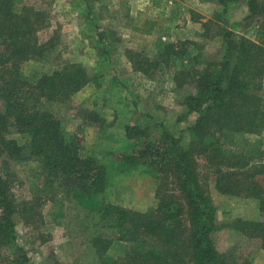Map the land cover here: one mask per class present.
<instances>
[{
    "label": "trees",
    "instance_id": "1",
    "mask_svg": "<svg viewBox=\"0 0 264 264\" xmlns=\"http://www.w3.org/2000/svg\"><path fill=\"white\" fill-rule=\"evenodd\" d=\"M215 1L226 9L236 0ZM152 2L161 7V0ZM246 2L249 14L244 22L258 23L257 39L240 36L223 19L219 35L224 52L219 62L191 54L200 48L191 40L166 44L158 57L126 51L137 73L150 76L162 67L174 69L176 88L192 90L183 103L186 116L196 117L186 129L187 145L172 131L164 130L152 140L145 129L126 127L133 148L117 156L115 175L145 174L159 180L156 206L140 212L98 201L111 186L109 168L87 154L82 138L67 135L62 121L45 109V103H69L85 88L91 82L86 68L64 64L30 81L23 64L47 59L57 50L59 38L54 34L40 40L39 33L51 25L45 11L25 0H0V264H32L26 249L17 246V224L30 222L35 211L16 200L9 172L10 163L26 158L38 161L45 174L62 180L76 197H85L81 203L90 205L113 229L112 235L100 233L93 240L96 254L108 264H251L218 250L214 234L226 226L217 224L210 191L212 178L221 195L258 200L263 219L237 218L227 226L261 240L264 249V0ZM211 25L210 20L202 24L205 38ZM107 38L104 30L98 41L105 57L110 56L103 51ZM186 62L184 68L177 67ZM89 116L100 121L94 112ZM13 133L27 135L28 145H19ZM115 242L128 244L119 260L107 256ZM7 246L17 247L16 253L2 254Z\"/></svg>",
    "mask_w": 264,
    "mask_h": 264
},
{
    "label": "rangeland",
    "instance_id": "2",
    "mask_svg": "<svg viewBox=\"0 0 264 264\" xmlns=\"http://www.w3.org/2000/svg\"><path fill=\"white\" fill-rule=\"evenodd\" d=\"M25 3L48 14L51 25L39 33L40 40L47 41L55 34L59 45L47 59L24 63V75L36 82L64 64H79L86 68L91 79L69 103H45V109L62 121L67 135L82 138L87 154L109 168L112 183L98 201L140 212L154 208L157 178L145 174L115 175L117 156L133 148V142L126 138V127H141L152 140L158 139L164 130L172 131L182 136L187 145L190 138L186 129L196 117L186 116L183 103L192 90L176 88L174 69L162 67L150 76L135 72L126 51L132 49L158 57L166 44L191 40L200 44L191 54L219 62L224 52L219 35L223 19L240 36L257 39L258 23L244 22L249 14L246 0H236L226 9L215 0H161L160 8L153 7L152 0H25ZM208 20L212 25L209 38H205L202 24ZM104 30L108 38L103 51L110 52L109 57L103 56L98 47L99 35ZM185 65L187 62L177 67ZM262 83L264 95V78ZM90 112L99 115L100 121L89 116ZM12 138L21 146L29 143L27 135L13 133ZM261 140L264 150V133ZM199 162L205 172L204 161ZM9 172L16 200L29 203L35 211L30 222L17 224V246L26 249L32 264H108L96 254L93 240L100 233L112 235L113 229L105 225L90 205L81 203L86 201L85 197H76L62 180L45 174L35 159L12 162ZM212 180L210 191L217 208V224L226 226L214 234L218 250L239 261L264 264L261 240L250 239L227 226L237 218L263 219L258 200L221 195ZM261 181L264 184V177ZM127 246L125 242H115L107 256L119 260ZM16 248L7 246L1 252L13 254Z\"/></svg>",
    "mask_w": 264,
    "mask_h": 264
}]
</instances>
